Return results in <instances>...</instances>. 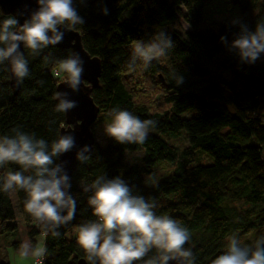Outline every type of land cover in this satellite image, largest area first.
I'll use <instances>...</instances> for the list:
<instances>
[{"label": "trees", "instance_id": "obj_1", "mask_svg": "<svg viewBox=\"0 0 264 264\" xmlns=\"http://www.w3.org/2000/svg\"><path fill=\"white\" fill-rule=\"evenodd\" d=\"M73 3L85 23L71 29L78 32L83 49L98 58L100 65L98 83L90 91L99 108L92 130L109 123L114 108L155 124L143 144H120L108 137L102 146L94 141L86 163L77 160L68 189L76 199V214L56 229L59 236L46 232L25 211L27 193L14 189L27 241L33 246L35 237L43 238L45 255L38 264H89L76 237L80 224L96 219L88 204L92 192H85L83 186L98 176H121L134 195L155 201L157 215H168L187 228L190 240L185 247L192 250L195 264H210L226 250L232 236L242 245L253 246L264 237V53L249 63L241 61L230 46L242 25L254 31L258 22H264V0ZM103 7H107V15L101 11ZM214 7L217 13L236 7L239 18L225 24L213 22L208 11L212 13ZM180 14L187 24L185 30L178 28ZM7 16L0 11V21ZM160 31L174 47L146 67L140 61L132 64L133 40L147 42ZM23 53L29 76L15 95L9 86L7 61L0 64V137L14 135L13 129H19L50 144L65 126L64 112L56 111V87L66 80L59 61L72 54L55 45L37 55L23 47ZM177 77L182 78L181 83L176 82ZM188 110L194 113L181 117ZM180 139L183 143L178 145ZM141 150L139 163L127 161L126 151ZM205 155L210 162H203ZM157 162L169 163L172 171L162 175L155 186L145 184L144 176ZM5 169L24 171L8 163L0 167V178ZM24 174L33 172L29 169ZM14 220L9 192L0 190V234L14 230ZM155 254L152 249L148 257Z\"/></svg>", "mask_w": 264, "mask_h": 264}, {"label": "clouds", "instance_id": "obj_2", "mask_svg": "<svg viewBox=\"0 0 264 264\" xmlns=\"http://www.w3.org/2000/svg\"><path fill=\"white\" fill-rule=\"evenodd\" d=\"M38 9L21 25L17 18L8 15L0 21V64L7 61L17 84L29 76L28 61L21 51L23 47L33 55L48 45L61 42L64 33L58 26L67 23V29L83 25L73 0H37ZM108 14L107 7L101 9ZM225 41V37H221ZM174 47L173 41L162 31L153 34L149 41L133 40L131 63L140 61L148 66L152 60L166 54ZM231 49L241 61L254 63L264 53V22H258L251 31L242 25L240 33L232 40ZM60 71L66 73V83L73 90L81 84L83 61L79 54L59 61ZM177 83L182 78L177 77ZM67 92H58L56 111L67 112L76 107V102L65 99ZM111 121L106 124L105 134L120 144H143L153 120H142L127 110L112 109ZM14 135L0 137V167L15 163L24 171H9L2 178L0 190L9 192L23 189L27 193L25 211L35 218L45 231H56L61 225L75 218L76 199L70 194V177L56 159L75 146L71 134H61L50 144L43 138L13 129ZM89 146L84 145L76 152V159L86 163L90 155ZM31 169L33 174L25 175ZM146 183L155 186L157 180L148 174ZM91 191L88 204L95 220L82 223L77 228V243L84 250L89 264H195V256L185 244L190 240L189 230L168 215H157L154 200L134 195L132 188L121 176L107 178L98 176L90 185L83 186ZM156 249V254L148 253ZM20 255L39 258L45 255V248L31 247L28 242L21 244ZM145 257H148L145 259ZM210 264H264V237L257 239L253 246L242 245L232 236L226 250L210 261Z\"/></svg>", "mask_w": 264, "mask_h": 264}, {"label": "water", "instance_id": "obj_3", "mask_svg": "<svg viewBox=\"0 0 264 264\" xmlns=\"http://www.w3.org/2000/svg\"><path fill=\"white\" fill-rule=\"evenodd\" d=\"M38 7L37 0H0L1 13L15 16L21 25L25 20L30 18L31 14ZM58 27L64 35L62 41L55 44V46L69 49L71 54H79L83 61L84 69L81 74V84L78 86V90L70 88L66 80L59 82L56 87L57 93L67 92V96L64 98L76 102V107L64 112L65 126L61 127L59 131V135L71 134L75 140V146L72 150L62 153L58 157V163L62 164L67 175L70 177L77 162L76 152L84 145H88L91 152L95 141L92 126L97 118L99 108L90 97V91L98 83L100 65L98 58L91 57L83 49L78 32L73 29H67L65 25ZM20 47L21 51H23L22 43ZM7 65L9 69V86L15 95L19 84H17L8 62ZM172 263L177 264L176 261H169V264ZM80 264H84V262L80 261Z\"/></svg>", "mask_w": 264, "mask_h": 264}, {"label": "rangeland", "instance_id": "obj_4", "mask_svg": "<svg viewBox=\"0 0 264 264\" xmlns=\"http://www.w3.org/2000/svg\"><path fill=\"white\" fill-rule=\"evenodd\" d=\"M212 13H209L210 20L213 22H217L220 24L225 23H231L238 20V11L236 7H231L227 11H224L222 13L215 12V7L212 9ZM182 15L180 14V20L178 24V28L181 30L187 29L186 22L182 19ZM54 75H58L57 70L54 72ZM194 113V110H188L181 114V117H189ZM107 122H103L101 124L95 125L93 127V134H94V140L99 145L102 146L105 141L108 139L109 136L105 134L104 128L106 126ZM171 143H175L174 141L169 140ZM183 143V140L180 139L177 141L178 145H181ZM127 154V161L128 162H140V158L143 154V151H137V152H125ZM200 153H197V156H199ZM204 160V159H203ZM198 159L196 158L195 162H197ZM211 159L207 155H205L204 163L210 162ZM169 171H172V166L167 162H157L153 167L150 174H153L158 180L162 175L169 173ZM5 175L8 173V170H4ZM146 177L144 176V182L146 183ZM9 196L11 203L13 205V209L15 211V228L11 232L7 233H1L0 234V263H6V264H34L35 257L29 255L28 257H22L20 255V248L21 244L24 242H28L26 239V233L24 230V224L20 217L18 205H17V199L14 190L9 191ZM43 238L41 236L35 237V243L31 247L35 248L37 246H42ZM19 247H18V246Z\"/></svg>", "mask_w": 264, "mask_h": 264}, {"label": "built area", "instance_id": "obj_5", "mask_svg": "<svg viewBox=\"0 0 264 264\" xmlns=\"http://www.w3.org/2000/svg\"><path fill=\"white\" fill-rule=\"evenodd\" d=\"M41 260H42V257H39V258H36V257H35V259H34V264H38V263H40Z\"/></svg>", "mask_w": 264, "mask_h": 264}]
</instances>
